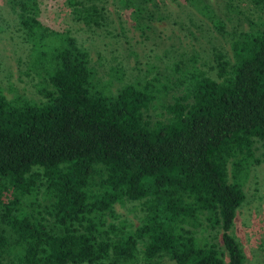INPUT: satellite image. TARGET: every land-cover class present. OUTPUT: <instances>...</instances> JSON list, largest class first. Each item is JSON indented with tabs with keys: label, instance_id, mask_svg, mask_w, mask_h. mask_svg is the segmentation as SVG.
<instances>
[{
	"label": "trees",
	"instance_id": "obj_1",
	"mask_svg": "<svg viewBox=\"0 0 264 264\" xmlns=\"http://www.w3.org/2000/svg\"><path fill=\"white\" fill-rule=\"evenodd\" d=\"M64 1L74 20L103 19L93 0ZM185 1L224 29L206 0ZM4 2L44 97L7 99L0 91V195L9 188L12 195L0 199V220L15 247L8 264H134L138 242L146 259L244 264L232 226L253 139L264 141V19L231 40V59L214 53L216 78L176 62L170 87L180 92L162 104L168 116L151 122L144 111L156 99L154 82H125L110 93L76 37L41 21V0ZM39 192L46 204L31 211ZM123 199L141 201L144 213L119 233L106 215ZM9 247L0 231V264Z\"/></svg>",
	"mask_w": 264,
	"mask_h": 264
},
{
	"label": "rangeland",
	"instance_id": "obj_2",
	"mask_svg": "<svg viewBox=\"0 0 264 264\" xmlns=\"http://www.w3.org/2000/svg\"><path fill=\"white\" fill-rule=\"evenodd\" d=\"M93 1L102 8L103 19L98 25L74 20L64 0H41L39 18L76 37L88 51L94 80L110 93L125 82H154L158 87L156 99L144 111L151 122L168 116L162 104L171 102L180 92L179 86L170 87L178 74L173 71L176 62L182 70L195 67L216 78L214 53L221 51L231 59V40L252 24L261 25L264 19V3L256 8L249 0H206L224 22V29L218 32L185 0ZM28 60L29 44L14 12L0 0V91L7 99L24 96L32 101L43 100L41 78L31 72ZM251 146L254 159L242 176L244 198L236 210L232 233L243 250L244 264H264V141L254 138ZM227 176L230 180L229 164ZM11 196L9 188L2 191L0 199L6 202ZM44 204L46 200L39 192L27 208L41 210ZM143 213L141 201L123 199L114 203V216L106 215V223L122 226V233L133 230ZM45 220L51 225L50 218ZM0 231L10 244L1 264H8L15 250L14 238L1 220ZM142 247L138 242L134 264H173L165 255L144 258Z\"/></svg>",
	"mask_w": 264,
	"mask_h": 264
}]
</instances>
